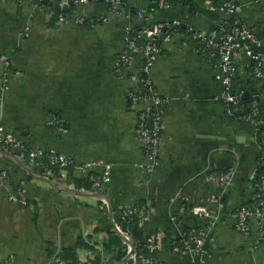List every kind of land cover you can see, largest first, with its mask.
I'll return each instance as SVG.
<instances>
[{
    "label": "crops",
    "instance_id": "obj_1",
    "mask_svg": "<svg viewBox=\"0 0 264 264\" xmlns=\"http://www.w3.org/2000/svg\"><path fill=\"white\" fill-rule=\"evenodd\" d=\"M223 1L228 0H195L200 7L195 12L178 2L154 8L151 0H128V7L147 11L151 22L179 20L211 32L223 17ZM237 1L239 17L264 51V4ZM75 9L81 17L106 20L90 27L75 21L57 25L56 10L42 0H0V56L9 58L8 65L0 62V126L31 150L95 163L91 175L111 165L112 178L97 191L106 196H96L92 187L75 185L65 169L68 183L51 179L59 184L54 186L0 154V170L9 172L8 184L0 186V264H55L58 255L79 264H145L135 252L129 256L127 245L132 241L140 248L152 232L161 238L158 257L164 264H195L191 252L176 253L173 246L181 245L184 233L202 228L207 231L202 264H264L258 225L250 236L236 228V210L253 191L264 129L259 140L254 125L228 113L219 99L217 56L180 30L159 41L151 79L164 101L163 135L158 162L147 172L150 160L136 132L137 109L127 102L128 90L139 84L128 72L115 71L125 27L135 19L103 2ZM236 60L235 88L249 89L250 66L245 57ZM142 61L136 59V69ZM51 114L62 128L48 123ZM19 158L43 176L40 164L34 166L24 153ZM223 171L233 172L228 186L213 176ZM73 173L91 181L89 173ZM20 183L25 204L9 198ZM195 204L206 206L211 216L191 213ZM135 206L145 210L125 224L123 211Z\"/></svg>",
    "mask_w": 264,
    "mask_h": 264
},
{
    "label": "built area",
    "instance_id": "obj_2",
    "mask_svg": "<svg viewBox=\"0 0 264 264\" xmlns=\"http://www.w3.org/2000/svg\"><path fill=\"white\" fill-rule=\"evenodd\" d=\"M256 1L264 4V0ZM49 2L56 6V11L61 12L57 25L69 21L82 24L85 19H90L76 15L75 11L71 15L64 14L66 12L64 11L65 7H69L70 10L73 4L80 6L98 2L106 3L113 12L135 19V23L129 21L125 27L124 46L116 57L115 71L119 76H123L125 72H128L132 80L139 84L138 89L128 90L127 100L132 102L133 109H137L136 132L141 138L146 155L150 160V164L144 166L145 171H152L154 165L157 164L163 135L162 105L164 101L154 87L151 71L156 56L160 52L158 42L171 37L179 26L187 28L182 33V36L202 46L203 50H209L217 56L218 71L223 85L219 99L225 103L228 113L237 117V119L251 123L258 131L264 129V51L261 48L260 40L256 38L250 26L239 17L240 4L237 0H228L219 6L223 12V17L219 20L217 27L211 32L199 31L193 27L186 26L179 20L151 22L147 11L138 10L136 13V10H131L124 0H48L45 3L49 4ZM151 2L156 8L171 5L168 0H151ZM98 17L102 18V22L106 20L105 16ZM135 25L139 26L140 30L137 34H132ZM141 38L143 42H141ZM237 56L245 57L246 63L250 66L252 84L249 85L251 86L249 89L236 90L235 88V80L239 74ZM138 57L143 59L140 69L135 68V61ZM0 62L8 65V56L2 54ZM246 90L250 93V98L247 101L243 99V94ZM248 101L251 102L248 104ZM142 102H145V104L138 107ZM48 123L57 128L63 127L61 120L52 114ZM263 147L264 144L262 149ZM15 148H20L21 153H24L25 158L34 166L42 163L43 156L46 153L29 150L26 144L18 139L13 132H10L4 126H0V149L13 151ZM47 159L49 165L43 167L45 170L42 173L43 176L55 180L59 179L63 185L68 183V179L63 171L58 176L54 174L52 170L54 164H71L75 170L82 174H90V170L95 166V163L92 162L76 163L72 159L55 154V152L47 154ZM262 165L264 166V161L259 160V167ZM258 171L259 168L255 175L259 174ZM213 176L219 181L221 186H228L233 178V172H217ZM111 178L112 166L106 165L101 174L91 175L93 190H96V192L102 190L111 181ZM8 179V170L1 169L0 186L8 184ZM253 182L250 201L241 204L236 210V228L242 234L250 236L253 233L254 226L258 225L259 237H262L264 234L262 229L264 220V172L259 174V176L257 175ZM9 198L23 204L26 203L22 183L10 191ZM215 198L216 196H212L211 201H214ZM144 210V207L138 206L128 208L123 211V219H129ZM189 211L196 215H203V217L211 216L208 208L203 204H195L189 208ZM125 237L129 243L130 238L127 233ZM180 238L183 242L181 245L175 243L173 250L180 254L191 252L195 256L194 261L197 262L195 264H202L206 256V228L192 231L189 236L184 233ZM144 243L147 252H144L141 248L134 249L135 246L133 248L129 244L131 255L135 252L136 255L144 260L145 264H164L158 257L159 250L162 248L160 236L157 233H150L145 238ZM54 262L55 264H79L76 261H69L60 255L54 258Z\"/></svg>",
    "mask_w": 264,
    "mask_h": 264
},
{
    "label": "trees",
    "instance_id": "obj_3",
    "mask_svg": "<svg viewBox=\"0 0 264 264\" xmlns=\"http://www.w3.org/2000/svg\"><path fill=\"white\" fill-rule=\"evenodd\" d=\"M125 1V3H127V5H129L128 4V0H124ZM170 3H172V2H175V3H182L185 7H187L189 10H190V12H195V11H199V5L195 2V0H168ZM224 2H226V1H223L222 3H219V6L221 5V4H223ZM152 7H156V6H152ZM75 8H76V5H72L71 7H70V10L68 11V12H65L64 14H69V15H71V14H73L74 13V11H75ZM131 8V7H130ZM138 11H136V13H137ZM60 13L61 12H59V11H54V13H53V16H52V21L53 22H55V23H57V20H58V18H59V15H60ZM102 22V18L101 17H93V18H90V19H85L84 21H83V23H82V25H87V26H94L95 24H98V23H101ZM140 30V28H139V26H134V29H133V33L132 34H137L138 33V31ZM178 30H180V31H186L187 30V28H185V27H182V26H179L178 27ZM141 42H143V39L141 38ZM158 44H159V42H158ZM128 102V105H129V107L133 110V104H132V102H130L129 100L127 101ZM251 101H248V104L250 103ZM28 147V146H27ZM29 150L31 149V148H28ZM50 153H52L51 151H49V152H46L45 154H44V156H43V159H42V163H40V165H41V167L43 168V167H46V166H48L49 165V162H48V159H47V154H50ZM55 154H57V155H59L58 153H55ZM259 160L260 161H264V147H263V149L261 150V153H260V155H259ZM63 169H65V170H67V173H68V178L75 184V185H77L78 187H85V188H87V189H91V187H92V180L90 181V179L87 177V178H77V177H75V175H74V168L72 167V165L71 164H66V165H63V164H60V163H56V164H54V166H52V170H53V172H54V174H56L57 176L62 172V170ZM42 170V172H45V170H44V168L43 169H41ZM262 172H264V166L262 165V166H260L259 167V171H258V173L259 174H261ZM92 174V172H90V174L89 175H91ZM259 174H257L258 176H259ZM257 175H255L254 176V180L257 178ZM90 177V176H89ZM255 182V181H254ZM244 204V203H243ZM123 220H125L124 222H125V224H130V223H132V222H134L135 220H133V218H131V219H123ZM189 228H187L186 227V229H185V231L186 232H188L189 230H188ZM153 233V232H152ZM180 240H181V238H180ZM144 241L142 242V244H141V246H140V248L144 251V252H147V250H146V248L144 247ZM87 246H89V245H87ZM61 257H63V258H65V259H67V260H69V261H73V260H71V259H68V258H66V257H64L63 255H61ZM94 264V263H93Z\"/></svg>",
    "mask_w": 264,
    "mask_h": 264
},
{
    "label": "water",
    "instance_id": "obj_4",
    "mask_svg": "<svg viewBox=\"0 0 264 264\" xmlns=\"http://www.w3.org/2000/svg\"><path fill=\"white\" fill-rule=\"evenodd\" d=\"M44 2H48V0H43ZM49 6L53 7L54 9H56V6L52 3V2H49L48 4ZM64 11H69V7H65L64 8ZM250 98V93L249 91H245L244 94H243V99L245 101H247L248 99ZM260 133L261 131H258V135H259V140H260ZM0 154H3V155H7L13 159H15L23 168H25L29 174H31L32 176L40 179V180H44L54 186H58L59 184L57 182H54L53 180H51L50 178H47L45 176H37V174L34 172V170L29 167L26 162L24 160H22L21 158H19V155H21V150L20 148H15L13 151H7V150H3V149H0ZM66 190L68 191H74L75 193H79V194H85V192H82L80 190H76V189H71V188H66ZM94 195L96 196H101V197H105L106 194L103 193V192H97L95 193ZM119 232V231H118ZM131 243V246L134 248V243L133 242H130ZM131 255V252H129V256Z\"/></svg>",
    "mask_w": 264,
    "mask_h": 264
},
{
    "label": "bare ground",
    "instance_id": "obj_5",
    "mask_svg": "<svg viewBox=\"0 0 264 264\" xmlns=\"http://www.w3.org/2000/svg\"><path fill=\"white\" fill-rule=\"evenodd\" d=\"M129 248H131L129 245H127ZM127 247V249H128V252H129V248Z\"/></svg>",
    "mask_w": 264,
    "mask_h": 264
},
{
    "label": "rangeland",
    "instance_id": "obj_6",
    "mask_svg": "<svg viewBox=\"0 0 264 264\" xmlns=\"http://www.w3.org/2000/svg\"><path fill=\"white\" fill-rule=\"evenodd\" d=\"M41 175H43V174H41Z\"/></svg>",
    "mask_w": 264,
    "mask_h": 264
}]
</instances>
